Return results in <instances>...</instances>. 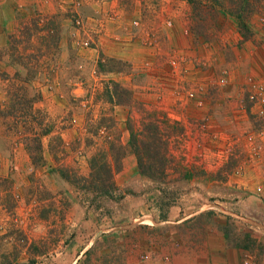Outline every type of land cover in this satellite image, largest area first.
I'll return each instance as SVG.
<instances>
[{"label":"rangeland","instance_id":"rangeland-1","mask_svg":"<svg viewBox=\"0 0 264 264\" xmlns=\"http://www.w3.org/2000/svg\"><path fill=\"white\" fill-rule=\"evenodd\" d=\"M138 1L152 23L151 35L144 38L136 32L130 37L123 23L122 35L109 33L127 12L115 11V3L127 8L136 0H0V72L16 71L2 57L15 47L25 67L37 72L30 92L41 95L36 106L61 127L42 138L44 164L34 166L25 146L14 145L0 121V264H62L51 258L69 256H79L77 264H97L91 259L110 264L121 256L114 235L121 220L129 225L144 221L147 211L163 215L183 197H213L231 204L234 212L241 208L240 201L234 205L238 197H264V182L253 175L247 179L250 186L236 187L238 197L220 198L232 197L233 187L225 184L229 177L241 181L264 162V104L250 102L243 88L248 78L264 88V63L249 64L240 51L243 42L264 44V0L238 12L232 1L237 8L240 0ZM219 2L233 15L216 12ZM168 43L170 51H163ZM235 47L238 53L231 50ZM111 82L131 92L130 105L113 107L106 101ZM6 91L7 81L0 78V106L8 99ZM230 100L237 103L236 125L229 117L220 119L225 125L194 120L197 109L206 104L217 109ZM110 118L109 142L119 139L126 153L113 174V193L99 196L73 180L87 177L91 152L109 147L104 141L109 134L97 122ZM183 119L194 127L186 140ZM89 124L100 136L87 146ZM152 124L162 129L168 151L165 162H148L163 170L148 178L138 169L130 139L132 133L141 140L137 135H145ZM176 130H182L179 136ZM59 165L68 180L57 173ZM203 177L217 185H197L206 181ZM92 238L95 244L83 252Z\"/></svg>","mask_w":264,"mask_h":264},{"label":"crops","instance_id":"crops-1","mask_svg":"<svg viewBox=\"0 0 264 264\" xmlns=\"http://www.w3.org/2000/svg\"><path fill=\"white\" fill-rule=\"evenodd\" d=\"M118 5V3H115L114 6L117 7L114 8L115 11L119 13L126 9L127 12L123 18L119 17L117 19L121 22H118V29H116L117 25L115 23L113 28L109 29L110 34L122 35V31H118L123 23V27L129 26L130 30L127 34L130 37L135 32L138 35L142 34L143 38L144 34L145 37L151 35L152 23L151 20H147L150 15L148 14L147 17L142 16L140 10V7L143 6L142 2L138 0L130 2L126 5L127 8H124L122 4ZM105 13L107 12L104 11L102 15H105ZM168 16V13H166V16L163 17ZM138 23H143L142 27H133ZM116 30L118 33H116ZM107 34L105 30L103 37ZM164 35L167 39L169 38L168 34L164 33ZM142 36L140 35L141 38ZM168 40L170 41V39ZM169 45L170 43L163 48V51H170ZM240 46V51L247 63L258 61L259 67L264 63V44L257 42L253 46L249 42H243ZM231 50L238 53L236 47ZM215 107L217 109L223 108V110L219 113L215 108L211 107L210 109L207 104L199 110L195 107L197 111L194 120L196 122L206 121V123H217L219 121V124L225 125V120L220 119L229 117L232 124L235 123L236 125L237 103L235 100L223 101ZM225 109L228 111H225ZM192 110L194 111V109ZM183 120V138L186 140L193 134L191 129L193 130L194 127L189 124L193 121ZM247 137H250V131L248 130ZM261 143L264 148V139ZM254 166L253 171L249 172L241 181L232 176L229 177L225 184L233 187L231 190L232 197L220 198L233 199L238 197L236 187L250 186L247 179L253 175L256 176V181L264 182V162L260 161L258 165ZM205 180L199 181L197 185H217V181L213 179L205 178ZM212 199L213 197H183L177 206L169 208L163 215H160L159 212L151 213L147 211L141 217L144 218V221L130 223L129 225L125 223L126 221L121 222V220L114 228V235L120 241L121 256L115 262L112 260L110 264H264V197L255 194L249 195V197H238L234 205H239L238 201H240L241 208H237L235 212L234 207H230L231 204L228 205L223 201ZM208 200L210 201L205 205V208L203 203ZM218 212L223 214L220 215ZM232 218H237L239 221ZM94 244L95 240L92 238L83 247V252ZM80 259L79 256L64 257L60 261L51 258L53 262H63L62 264H77L81 262ZM91 262L101 263L95 259H91Z\"/></svg>","mask_w":264,"mask_h":264},{"label":"trees","instance_id":"trees-1","mask_svg":"<svg viewBox=\"0 0 264 264\" xmlns=\"http://www.w3.org/2000/svg\"><path fill=\"white\" fill-rule=\"evenodd\" d=\"M261 0H240L237 1L239 4L236 8V1H232L233 11L238 12L241 6H247L254 8V3L260 2ZM217 2V1H214ZM225 2V1H223ZM201 6V4H197ZM206 8V5L202 6ZM214 9L216 12L227 14L228 11L231 14V10L227 5L214 3ZM246 27V25H245ZM52 35V34H51ZM51 39L53 36H50ZM58 38H56L57 40ZM28 40V39H27ZM30 40V39H29ZM45 41V37H43ZM14 42H18L14 40ZM57 50V48H56ZM43 52H41V55ZM1 57V56H0ZM2 57L7 58V63L16 68V71L10 75L7 72H0V78L7 81V91L6 95L8 99L0 106V121L6 127L4 130L6 132V137L10 138L14 142V145L20 144L25 146V151L34 166H41L44 164L43 151H42V138L50 135L57 127L55 121H53L48 114V112L40 109L36 106L38 102L41 101V95L39 93L31 94L33 92V83L37 78V72L25 67L27 63L25 62V57L19 53L15 47L9 50L3 51ZM31 65V64H29ZM25 70V74L19 69ZM112 92L111 94H106L107 102L112 103V106L130 105L131 104V92L121 87L116 82H111ZM112 122V125H108V121ZM100 119L97 123V127L103 126L106 132L109 134L106 136L104 141H107L109 147L107 149H97L90 153L87 159L89 173L87 177H79L77 180H73V183L83 182V189L87 192H94L99 196H108L113 193L115 185L113 181V174L116 170H120L122 160L125 156L123 147L119 143V139L116 140L115 144L109 142L111 137V130L114 127L113 119ZM91 124V123H90ZM87 130L88 136H86V145H94L95 138H99V133H97V127L94 132L90 130V125ZM147 133L144 135L142 132L137 136H140L141 140L136 138L131 133L130 147L132 153L134 154L140 173L142 175L151 178L154 174H162V168L153 169L151 165L148 164L149 161H166L167 160V145L168 141L165 140V135L159 126L148 125ZM99 128V129H100ZM178 131V130H176ZM182 130L178 131V136L181 134ZM55 141L62 145V140L59 136H55ZM34 146V148H32ZM57 148V147H54ZM53 149V148H52ZM55 154V149H54ZM57 162L59 159L56 158ZM62 165H59L56 171L65 180L68 177L64 174Z\"/></svg>","mask_w":264,"mask_h":264},{"label":"built area","instance_id":"built-area-1","mask_svg":"<svg viewBox=\"0 0 264 264\" xmlns=\"http://www.w3.org/2000/svg\"><path fill=\"white\" fill-rule=\"evenodd\" d=\"M243 88H245L244 90L249 95L248 99L250 100V102L257 104H261V103L264 104V97H263L264 88L260 83L253 81L251 78H248V81L244 84ZM195 94L196 93H190L189 96L192 98L194 97L197 98ZM197 106L198 107L203 106L200 100L197 101Z\"/></svg>","mask_w":264,"mask_h":264}]
</instances>
